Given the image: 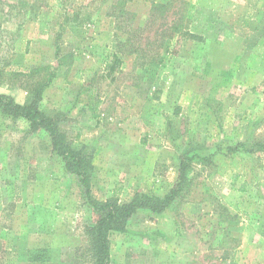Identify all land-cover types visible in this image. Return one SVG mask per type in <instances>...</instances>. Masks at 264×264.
I'll use <instances>...</instances> for the list:
<instances>
[{
	"label": "rangeland",
	"instance_id": "374dc122",
	"mask_svg": "<svg viewBox=\"0 0 264 264\" xmlns=\"http://www.w3.org/2000/svg\"><path fill=\"white\" fill-rule=\"evenodd\" d=\"M152 1L0 0V93L91 154L97 200L165 196L194 158L186 201L110 233V264H264V0H187L188 33L144 58L182 11L152 23ZM95 219L48 134L0 113V264H94Z\"/></svg>",
	"mask_w": 264,
	"mask_h": 264
},
{
	"label": "trees",
	"instance_id": "16d2710c",
	"mask_svg": "<svg viewBox=\"0 0 264 264\" xmlns=\"http://www.w3.org/2000/svg\"><path fill=\"white\" fill-rule=\"evenodd\" d=\"M61 1L67 3L70 0ZM104 1L105 0H103V2ZM177 1H180L182 11L177 13L178 16L176 19L169 21L167 17H164V19L159 21V30L156 31L155 35L158 40L154 42L148 41L147 47L145 46V48L141 47V44H139L140 48L138 50L144 53V58L151 49L150 46L153 45V48L155 47L157 52H160L161 49L167 52L171 41L180 35H186L188 33L187 29L184 27V23L193 16L194 7L190 1L187 0L152 1V23L156 22L158 14H165ZM118 2L119 6L123 7L126 0H118ZM160 28L163 30L160 31ZM156 60L157 59L153 57L152 62L155 63ZM0 113L24 119L34 129H40L47 133L54 155L62 159L65 168L71 175L78 178L81 191L89 207L96 215L95 222L88 228L93 258L95 259L94 264H110L109 235L112 232H125L127 223L134 214L140 210L161 214L174 206L184 203L191 191L193 184L191 173L193 171L194 158L185 155L179 166L178 178L175 186L165 196L136 193L129 202L124 204L112 200H97L92 196L91 192V176L93 171L91 154L87 153L83 148L76 149L73 146L65 133L58 127L56 120L45 115L40 110L37 99H31L25 104H20L12 96L0 93ZM195 159L202 165H205L207 162V159L200 155H196ZM33 256L35 260L40 261L41 257L38 256V253Z\"/></svg>",
	"mask_w": 264,
	"mask_h": 264
}]
</instances>
